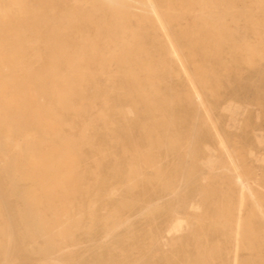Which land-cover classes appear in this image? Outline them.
<instances>
[{"label": "rangeland", "instance_id": "1", "mask_svg": "<svg viewBox=\"0 0 264 264\" xmlns=\"http://www.w3.org/2000/svg\"><path fill=\"white\" fill-rule=\"evenodd\" d=\"M152 1L164 9H175L166 16L187 72L179 73L175 78L166 73L163 59L157 56L160 49L151 45L158 32L149 22L142 20L139 13L120 17L123 13L117 11L114 4L103 7L90 0H67L68 8L79 15L81 26L74 30L72 42L95 41L98 46L89 52L94 56H104L107 66L103 69L102 66L89 65L93 80L91 84H81L83 102L80 115L68 116V119L79 120L80 124L67 127L62 135L80 144V164L90 171L89 182L92 186L88 191L79 190L65 196L70 201L63 219L74 224L78 222V227L72 231L73 238L60 233L54 238L56 249L63 248L62 264H105L102 258L109 259L108 264L230 262V227L223 216L235 215L236 212L235 171L223 170L225 159L212 138L203 140L205 134L213 135L214 131L195 118L196 108L186 97L188 75L197 82L217 130L223 135L227 148L235 155L240 173L254 190L264 212V40L260 36L264 33V14L259 12L264 7V0H218L223 3L220 9L235 8L237 11L233 15L223 16L221 24L232 28L230 33L237 37V45H250L251 50L227 49L228 46L217 49L208 43L197 47L195 40L204 33L200 29L204 25L200 20V5L206 0ZM38 3V0H0V15L17 17L22 7L27 5L35 11ZM182 10L191 13L184 15ZM248 18L253 21L249 22ZM86 19L93 24L87 23ZM259 27L263 29L259 30ZM186 34L191 35L190 39L185 37ZM135 41L140 46H134L141 47L140 51L132 46ZM122 43H127V47L123 48ZM127 49L134 51L133 59L139 57L141 60H121ZM218 53L222 62L205 61L208 56ZM46 54L43 47L27 50L28 59L44 58ZM110 55L114 59L108 62ZM143 64H148L145 70H142ZM24 66V62L18 65V73ZM129 72L137 78L135 84L127 78ZM148 73L150 79L146 80ZM109 101L127 119L144 120L152 132V139L141 143L135 139L124 142L117 138L106 126L115 120ZM186 104L193 111L189 117L181 108ZM156 136H159L158 144ZM49 139L55 140L53 132H50ZM18 141L11 158L25 163L26 135L22 134ZM60 142L62 140H58ZM34 143L40 146L43 142L37 136ZM43 151H46L44 144ZM102 155L105 156L104 160ZM153 162L158 164L159 173L151 165ZM182 162L185 163L184 167ZM133 170L145 178L157 180L159 189L163 194H168L162 201L164 204L171 203L167 210L173 216L157 222L144 218L139 224L114 229L115 220H123L135 212L130 204L142 203L149 198L140 189L130 190ZM5 177L0 175V186H3L2 189L0 187V263L23 264L25 261L24 264H54L41 251L48 245V239H42L39 234L37 239L33 238L25 226L29 223L24 224L17 210L11 209L9 195L12 188ZM180 177L184 180L182 188L174 197L166 187L177 185ZM21 184L26 186L30 182ZM38 196L45 195L38 193ZM63 196L59 193L55 197L59 199ZM108 198L114 202L106 203L105 199ZM119 201L128 206L122 208L117 204ZM251 210V200L247 199L243 212L244 234L238 252L239 264H264V222ZM113 211H116L117 219L111 218ZM48 213L47 221L55 224L51 222V212ZM26 220L29 222V219ZM105 232L109 237L103 239L102 250H92L99 236ZM24 250H27L26 254ZM21 258L23 262L19 263Z\"/></svg>", "mask_w": 264, "mask_h": 264}, {"label": "bare ground", "instance_id": "2", "mask_svg": "<svg viewBox=\"0 0 264 264\" xmlns=\"http://www.w3.org/2000/svg\"><path fill=\"white\" fill-rule=\"evenodd\" d=\"M38 1L39 3L35 11L29 9L26 5L24 8H21V13L17 17H11L7 14L0 15V162L2 163H0L2 165L0 167V175L8 178V186L12 188L9 195L11 209L17 210V214L24 224L29 223L25 226L28 228L27 231L29 230L31 232L33 238L37 239V234H39L42 239H48V245L43 249L41 248L46 258L54 264H62L61 255L64 253L62 252L63 248L56 249L54 238L58 233L67 238H73L72 231L78 227V222L74 224L69 222V220L63 219L67 213V205L70 201L65 196L78 192L79 190L88 191V189L92 188L89 182L90 171L80 164L82 160V151L79 148L80 144L71 138H63L62 135L67 127L73 124H80L79 120L68 119V116L80 115L83 102L81 84H91L93 80V72L89 68V65L102 66L103 69H106L107 59L101 55L94 56L90 54V49L98 46L95 41L86 43L72 42L71 37L74 30L81 28V26L79 25V15L75 10L68 8L67 0ZM90 1L92 3H99L103 7H110L114 4L115 9L123 13L120 17H123L124 14L139 13L142 20L149 22L152 28L158 32L156 40L151 45L160 49L157 56L163 59V63L167 69L166 73L172 76V78H175V75L178 77L179 73H187L181 50L173 39L172 33L170 32L172 27L166 16L168 12L171 13L175 9L172 11L170 9H164L152 0ZM28 4L31 5L32 3L29 2ZM220 6H223V3L218 0H206L200 5V20L204 23L200 29L204 33L195 40L197 47L208 43L217 49H226L228 46L227 49L246 48L251 50L250 45H237V37L230 33L232 28L227 24H221L223 16L233 15L234 12L237 13L235 8L220 9ZM259 12L264 14V7ZM182 13L189 15L191 12L182 10ZM261 20L262 18L259 22ZM86 21L89 24H93L89 19H86ZM248 21L252 22L253 19L248 18ZM260 29L263 28L259 27ZM260 36L264 40V33ZM185 37L190 39L191 35L186 34ZM201 40L205 41L202 42ZM134 44H136L135 46H140L136 41L131 45L134 46ZM121 46L125 48L127 47V43H122ZM135 46L134 48L140 51L141 47ZM36 47H43L47 54L44 58L28 59L27 50L35 49ZM133 52L130 49L125 50V55L121 60L124 62L140 61L141 59L139 57L132 58ZM218 54L208 56V59H205V61L208 60L212 63L222 62L221 55L220 53ZM113 59L114 56L110 55L108 62H111ZM23 62L25 66L18 73V65ZM147 65L143 64L142 70H145ZM126 76L130 80H133L134 84L136 83L137 78L132 72L127 73ZM145 79H150V73L145 75ZM186 88L187 100L192 102L196 108L195 118L202 120L204 126L214 131L213 135L205 134L203 140L212 138L217 148L221 150V156L225 159L223 170L235 171L233 183L236 187V212L235 215L228 214L227 217H223H225L226 225L230 227V248L228 249V254H232L230 262L226 264H239L238 252L240 251L242 236L244 234L243 212L246 201L247 199L251 200V213L264 222L262 204L256 199V194L252 187L245 182L244 176L239 171L240 168L235 155L227 148L223 135L217 130L210 116L209 109L206 106L197 82L190 75H188ZM154 90L157 93L155 87ZM108 105L115 114V120L107 123L106 126L117 138L124 142L135 139L141 143L152 139V132L143 122L144 120H129L125 114L116 111L114 104L110 101ZM181 108L186 117L191 116V112L193 111L188 104L185 106L182 105ZM50 132H53L55 140L49 139ZM22 134L26 135L27 140V144L24 146L26 164L17 162L16 158H11L12 155L14 156L15 147L19 144L18 138ZM37 136L43 142L40 146H36L34 143ZM155 139L158 144L159 136H156ZM58 140H62V142L59 144ZM43 144L46 147V151H43ZM95 144L93 143L92 145ZM138 156L151 157L150 155ZM101 157L103 160L105 159L104 155ZM165 157L169 158L168 156ZM151 165L157 170V173L160 172L158 164L153 162ZM133 171L132 173L130 172L132 180L130 190L140 189L149 198L142 203L130 204V208L135 212L123 220L117 219L116 211H113L111 218L117 219L115 220L116 224L114 229H118L123 225L132 226L133 224H139L145 219L151 222H157L161 218H171L173 216L167 210L171 203L164 204V201H162L168 197V194H163V191L159 189L157 180L145 178L137 173V170ZM152 171L154 172V169ZM17 175L19 179L16 180ZM25 181L30 182V184L22 186L21 182ZM183 181L180 177L177 185L166 187V189H169L173 196L176 197L182 188L181 183ZM0 187L2 189L3 186ZM38 193H43L45 196L39 197ZM59 193H62L64 196L57 199L55 196ZM153 194L154 196H151ZM105 202L112 204L114 200L108 198L105 199ZM117 204L122 208L128 206L127 203H122V201H119ZM48 211L51 212V222H55V224H49L47 221ZM3 213L5 212L3 211ZM114 214L116 215L114 216ZM26 219H29V222ZM108 237L107 232L101 234L92 250H102V245L105 241L103 239H107ZM1 243L2 239H0ZM134 244L139 245V243ZM23 252L26 254L27 250ZM18 255L20 257V254ZM28 258H25V260ZM102 260H104L105 264L109 263V259L107 258H102ZM21 261L22 258L19 263ZM24 263L26 262L24 261Z\"/></svg>", "mask_w": 264, "mask_h": 264}]
</instances>
